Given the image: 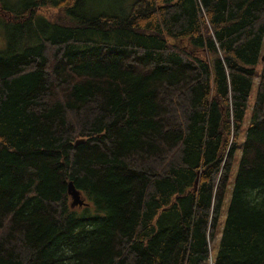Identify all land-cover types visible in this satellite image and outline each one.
Here are the masks:
<instances>
[{
	"label": "trees",
	"instance_id": "1",
	"mask_svg": "<svg viewBox=\"0 0 264 264\" xmlns=\"http://www.w3.org/2000/svg\"><path fill=\"white\" fill-rule=\"evenodd\" d=\"M93 1L0 6V264H264V0Z\"/></svg>",
	"mask_w": 264,
	"mask_h": 264
},
{
	"label": "rangeland",
	"instance_id": "2",
	"mask_svg": "<svg viewBox=\"0 0 264 264\" xmlns=\"http://www.w3.org/2000/svg\"><path fill=\"white\" fill-rule=\"evenodd\" d=\"M29 1L30 0H0V6L2 8L4 7L6 9L10 10V12L11 11L14 12V11L22 8L23 5ZM88 11L91 13H94V14H98V13L119 14L120 11H123V8H122L121 0H95V1L91 2V4L89 5ZM1 18L2 17H0V51H3V50H5V47H6L7 31L11 27V25H5L4 21ZM263 54H264V36H263L262 46H261V56ZM256 71H257V74L260 73V67L259 66L257 67ZM256 88H257V80H255L253 85H252L250 95H249V99L247 102L246 111L244 114L243 125H242V128L240 130L237 142H236L237 149H236V152H235V155L233 158V167L231 170V175H230V180H229L230 185H229V188H228L227 193H226V198L224 200L222 215H221V218L219 220L218 227L216 229L213 241L212 242L210 241V247L209 248H210L213 256L216 254V251L218 248V243L220 241V235H221V231H222L221 229H222V226L224 224V219L226 216V210L228 208V203H229V199H230V193H231L230 187H231V185L233 183V179L236 175L241 148H242V145H243L245 137H246V131H247L249 121H250V116H251V107L254 103V99L256 96ZM209 264H211V260H210Z\"/></svg>",
	"mask_w": 264,
	"mask_h": 264
},
{
	"label": "water",
	"instance_id": "3",
	"mask_svg": "<svg viewBox=\"0 0 264 264\" xmlns=\"http://www.w3.org/2000/svg\"><path fill=\"white\" fill-rule=\"evenodd\" d=\"M261 61L264 63V54L261 57ZM77 144V143H76ZM67 194L71 199V207H83L86 206L84 199L81 198L80 193L75 189L72 182L67 185Z\"/></svg>",
	"mask_w": 264,
	"mask_h": 264
},
{
	"label": "bare ground",
	"instance_id": "4",
	"mask_svg": "<svg viewBox=\"0 0 264 264\" xmlns=\"http://www.w3.org/2000/svg\"><path fill=\"white\" fill-rule=\"evenodd\" d=\"M97 45V44H96Z\"/></svg>",
	"mask_w": 264,
	"mask_h": 264
}]
</instances>
